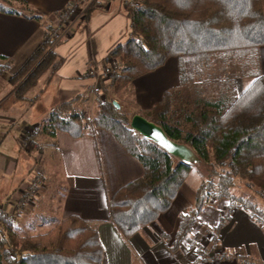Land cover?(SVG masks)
<instances>
[{
    "label": "trees",
    "instance_id": "1",
    "mask_svg": "<svg viewBox=\"0 0 264 264\" xmlns=\"http://www.w3.org/2000/svg\"><path fill=\"white\" fill-rule=\"evenodd\" d=\"M125 1L131 33L125 43L111 50L107 59V63L118 60L120 68L112 73L110 85L102 86L106 100L99 105L97 114L92 118L73 111L72 106L79 98L60 103L37 125V133L55 137L63 131L79 138L94 134L95 128H104L139 159L144 175L122 187L110 199L112 221L126 239L166 212L194 165L203 163L207 170L197 168L203 180L195 203L180 216L171 250L175 252L186 244L194 256L199 255L207 263L218 252L215 248L219 243V229L236 209L247 210L264 227V75L258 60V49L264 45V0ZM0 12L42 19L26 0H0ZM54 43L55 39L47 34L12 81ZM171 57L178 60L184 88L166 91L151 110V121L161 125L171 139L195 151L197 157L192 163L178 160L133 130L129 116L116 108L108 96L109 88L117 92L128 87ZM47 58H56L54 50H49ZM0 61L11 68L10 58L0 54ZM216 61H232V67L242 69V74L217 75L225 69L220 64L214 65ZM46 63L47 60L41 61L17 91H27L36 85ZM61 63L58 60L55 68ZM215 67L213 77L208 70ZM242 76L252 77L253 81L243 92L236 93L234 81ZM212 82L221 86L211 96L208 86ZM175 105L179 106L187 128L181 116L174 115ZM242 187L243 194L234 193ZM29 196L30 193L22 195L19 204L31 203ZM212 198L226 199L229 204L226 215L212 233L208 249L194 242L191 234ZM17 204L15 217L23 213ZM40 219L41 224L51 226L43 230H37L33 223L18 227L10 213H0V264H102L104 245L98 223L78 215ZM230 258L238 264H264L260 259L226 250L217 257Z\"/></svg>",
    "mask_w": 264,
    "mask_h": 264
},
{
    "label": "crops",
    "instance_id": "2",
    "mask_svg": "<svg viewBox=\"0 0 264 264\" xmlns=\"http://www.w3.org/2000/svg\"><path fill=\"white\" fill-rule=\"evenodd\" d=\"M26 1L42 19L29 14L0 12V54L10 58L13 65L19 68L44 42L47 26L55 27L59 23L61 11L72 0ZM130 33L131 19L125 0H111L108 6L91 9L75 30L55 45L54 52L56 58L62 60L61 65L42 75L26 95L22 94L23 98L12 99V83L0 76V207L8 213L14 212L17 195H21L22 188H26L29 182L40 183L35 194L37 199L42 197L39 189L43 183L41 177L35 176L36 170H42L44 179L47 172L54 173L57 168L62 174L64 190L59 215L61 218L78 215L98 223L104 245L102 264H191L193 251L184 244L174 252L171 243L178 231L180 216L195 203L203 180L197 169L190 171L166 212L126 239L112 221L110 199L122 187L142 177L145 170L139 159L112 132L98 127L94 134L87 133L79 138L63 131L57 132L55 137L44 136L42 143L45 147L41 157L32 156L34 148L25 145L26 141H39L36 139L42 135L36 138L29 128L32 130L34 125L46 120L53 107L77 98L80 102L85 95L102 90L100 67L106 64L114 47L129 39ZM258 60L264 75V45L258 49ZM252 81L249 76L236 78V93L243 92ZM180 85L179 63L176 57H171L163 66L134 80L131 92L139 107L137 112L152 109L166 91ZM22 105L27 107L24 109ZM34 108L42 119L31 125V116L25 115L32 113ZM25 132L29 133L28 136ZM35 160H40V163ZM45 187L44 184L42 190ZM234 193L238 194L236 190ZM33 202L34 209L15 217L18 227L27 226L26 214L35 220L36 217H44L37 213V202ZM228 204L226 199L210 201L192 231L194 242L210 248L212 233L226 215ZM45 225L40 222L35 224L37 230H43ZM218 238L216 251L226 250L234 255L242 253L264 261V227L247 210L236 209L219 229ZM213 262L238 264L234 258H216L208 264Z\"/></svg>",
    "mask_w": 264,
    "mask_h": 264
},
{
    "label": "rangeland",
    "instance_id": "3",
    "mask_svg": "<svg viewBox=\"0 0 264 264\" xmlns=\"http://www.w3.org/2000/svg\"><path fill=\"white\" fill-rule=\"evenodd\" d=\"M126 3L127 2L125 1V4ZM93 8H97V7L95 5H92V6L88 7L87 10L85 12H83V14H80V15H77V16H73L68 21L67 20L64 21V19H62L61 16H59V18H60L59 19V23L55 27L47 26L48 30H46V35L48 34L50 37L51 36L54 37V39H55L54 45L49 47L48 50H46L44 52V54L36 62L32 63L31 66L26 68L24 70L23 74L21 73L19 76L15 77V79L13 81H12V77L14 75H16V73L19 70H21L23 66H21L20 68L16 67V66L13 65V61H11V68L8 69L7 66H3L2 65V64L5 63V61H0V65H2V67H0V76L2 77V80L4 79L7 82H11L12 86L14 88V95L11 96L12 99L18 98V96H21L22 94L26 95L28 93V91L34 87V86L30 87L27 91H21V92L17 91V87L19 86V84H21L23 82V80L26 79L27 76H29V74L33 70H35V68H37L38 64L41 61H43V60L46 61L47 60V63L41 68V70H40L41 73L40 74L44 75V74L48 73L50 70H54L55 69V65H56V63L58 61V58H50V59L47 58V54L49 53V50H54L56 44H58L64 38H67L68 35L75 30V27L81 22V20L84 18V16H86V14ZM232 63H233L232 61H227V62L216 61L214 63V65L218 64V66H219V64H220V67L222 69H225L224 71H222L220 73L217 72V75H220V74H230L231 75L232 73H237L239 75L242 74L240 72L242 69L238 70V67H234L233 68L232 67ZM106 64H107V62H106ZM217 67H215L216 69H214V70H208L212 74L213 77L215 75V72L217 71ZM100 68H101V70H99V71L101 72L102 71V67H100ZM101 74H102V77H103L102 78V80H103L102 81V84H103L102 86H104V85L108 86V84L110 85L111 78L113 76L112 73H110V74L101 73ZM196 85L199 86L200 83H198ZM220 86H217V84L215 82H212L208 86V92L211 94V96L212 95H216V93L218 92V89L220 88ZM131 88H132V85H130L128 87H125V88H122L119 91L115 92L114 88L111 87L108 90V96L111 99L118 101V103L121 106L119 109H121V111H123L124 113H126L129 116L130 122H131L132 117L135 114H141V115H143L146 118L151 120L152 116L150 115V112H151V110L153 108L150 109V110L137 112L139 107L136 105L135 99L133 98V95H132V92H131L132 91ZM183 88L184 87L182 85H180L178 88L172 89V90H176V91H181L182 90L183 91ZM199 88H201V86ZM105 98H106V96L104 95L102 90L97 92L96 94H90L89 96L85 95L84 98L82 100H80V102H77V103L74 104V106H72L73 111L81 112L83 114H86L89 117L94 118L95 115L97 114L98 110H99V105L106 100ZM3 105L6 106L7 103L4 102ZM22 107L25 109L27 106L26 105H22ZM173 111L175 113L174 115L176 116V118H178V116H181V114L179 112L180 109H179L178 105L173 106ZM65 113H67V111H65ZM172 115L173 114H171L170 116H172ZM25 116H31V121L33 122V124H31V125H34V123L39 122L42 119V118H40L39 112L35 108L33 109L32 113H29L28 115H25ZM182 118H183V116H181V122H183V126L185 128H187L188 124H186ZM37 125H34L33 126L34 128H32V130H31V128H29V130L32 131L31 135L34 134L36 138L39 137L38 133H37L39 131L36 130V128H35ZM28 134H29L28 132H25L26 136H28ZM26 136H25V138H27ZM36 140H39V141H37V143H34L33 142L34 140L33 141H26L25 145H28L30 148H34V151L33 150L31 151V155L32 156H38V157L40 156L41 157L42 153H43L42 150H44V147H45L44 146L45 143H42L43 140H44V135L40 136V139L38 138ZM38 157H37V159H39ZM35 159H36V157H35ZM35 161H36V163H40V160L39 161L35 160ZM194 166L195 167H193L191 170H194V169L196 170L197 168H200L203 172H206V170H207L206 166L203 163H196ZM59 170L60 169L56 168V172H54V173L53 172H47L44 179H43V175L41 173L42 170L39 169V170H36V172H35V174H36L35 176L39 177V178L41 177V183H43V185L39 189V192H42V197L37 199L36 194L33 193V194H30L29 198L32 199V200H30V202L34 203L33 200H35V202H37L36 203L37 213L40 216H44V218H46V219H48V218L51 219V218H54V217L61 218L60 215H59L60 214L59 205H60L61 199L63 198L64 190H63L62 174H61V172ZM207 174H208V171H207ZM215 180H217V178H215ZM44 184L46 185V187H45L44 190H42V187L44 186ZM29 187H31V182L26 184L25 191ZM22 190H24V188H22ZM243 191H244L243 187L241 189L238 188L236 190V192L238 194H243L242 193ZM19 197H20V194L17 195V198H19ZM21 197H22V195H21ZM35 197H36V199H34ZM30 209L31 210L34 209V206H32L31 203H28L21 210H22L23 213H29ZM25 218H26L25 224H27V225L30 224V223L36 224L39 221H41V219H39L38 217H36V220H35L34 217H30L29 215L27 216V214H26ZM49 225L47 224L45 226L49 227ZM222 252L223 251L216 252V256L219 257ZM213 263L215 264V262H213Z\"/></svg>",
    "mask_w": 264,
    "mask_h": 264
},
{
    "label": "water",
    "instance_id": "4",
    "mask_svg": "<svg viewBox=\"0 0 264 264\" xmlns=\"http://www.w3.org/2000/svg\"><path fill=\"white\" fill-rule=\"evenodd\" d=\"M113 104L118 109L121 107L117 100H113ZM130 127L143 137L157 143L178 160L186 163L195 162L196 153L189 145L171 139L161 125L145 116L135 114L131 119Z\"/></svg>",
    "mask_w": 264,
    "mask_h": 264
},
{
    "label": "built area",
    "instance_id": "5",
    "mask_svg": "<svg viewBox=\"0 0 264 264\" xmlns=\"http://www.w3.org/2000/svg\"><path fill=\"white\" fill-rule=\"evenodd\" d=\"M110 1L111 0H72L71 3L64 10L61 11L60 16H61L62 19H64V21L65 20L68 21L73 16H77V15L83 14V12H85L87 10V8L92 6V5H95L96 7H105V6H108ZM52 38H54V37H52ZM119 67H120V64H119L118 60H116V59L115 60H111L109 63L105 64L102 67L101 73L110 74V73H113L114 71H116L117 69H119ZM35 128H36V130H38L37 126ZM39 184L40 183L38 181L32 182L31 183V187H29L26 191H25V188H24V190H22V192H21V195H29V193L30 194L35 193L36 192V188H37V186ZM21 195L16 200V204L18 203L17 206L19 205V209L20 208L22 209L24 207V205H20L19 204V200L21 198ZM3 211L4 210L0 207V213L3 212ZM10 216H11V218L15 219L14 212L10 213ZM216 257H217L216 255L211 256L209 258L208 262H211ZM192 262H193V264H208V262L206 263V262L202 261V259H201V257L199 255L197 257L194 256Z\"/></svg>",
    "mask_w": 264,
    "mask_h": 264
}]
</instances>
